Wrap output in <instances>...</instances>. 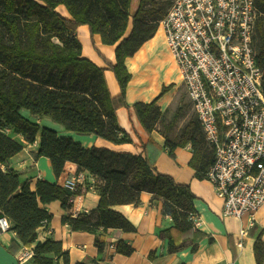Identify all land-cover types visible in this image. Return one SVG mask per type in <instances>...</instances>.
<instances>
[{"label":"trees","instance_id":"obj_1","mask_svg":"<svg viewBox=\"0 0 264 264\" xmlns=\"http://www.w3.org/2000/svg\"><path fill=\"white\" fill-rule=\"evenodd\" d=\"M157 2L138 0L137 7L131 11V0H0V216L8 219L10 230L15 231L19 240L11 243L10 253L34 245L31 257L34 264H70L68 251L61 242L50 238L36 240L38 229L46 228L51 218L40 203L59 200L63 209H69L72 198L81 194V189L38 179L31 190L27 181L20 180L19 173L7 166L22 146L5 129L13 130L31 144L39 133L34 158L47 157L56 177L63 172L67 161L76 164V172L86 171L94 177L99 195L96 208L74 217L64 216L62 222L72 231L93 233L99 251L105 245V236L99 230L135 231L110 206L138 205L142 191L152 194L151 202L161 200V213L172 219V226L162 231L169 252L181 247L179 236L197 232L191 218L195 214V196L189 185L156 172L155 154L148 155L147 151V145L152 142L141 144L143 154L99 146L86 148L71 137L59 136L55 130L41 127L20 114V109L25 108L31 115L49 117L77 134H94L115 144L132 143L116 118V109L127 105L124 94L130 73L124 61L156 33L159 21L172 4L166 9L163 5L158 7ZM254 2L257 17L253 42L264 93V0ZM58 5H63L70 17L60 14ZM78 25H87L90 36L98 34L102 43L115 44V63H108V68L120 88L117 96L112 97L108 91L104 68L81 55L76 35ZM170 87L163 86L152 101L135 102L132 108L147 133L157 123L163 126L160 132L170 156L176 147L189 143L192 148L189 165L194 169V177L203 179L213 160V148L206 142L197 117L190 119L179 134L170 135L177 117L165 124L156 104ZM195 247L192 245V250ZM115 249L124 255L133 251L121 241ZM253 252L256 263L264 264L261 235L253 244Z\"/></svg>","mask_w":264,"mask_h":264},{"label":"crops","instance_id":"obj_2","mask_svg":"<svg viewBox=\"0 0 264 264\" xmlns=\"http://www.w3.org/2000/svg\"><path fill=\"white\" fill-rule=\"evenodd\" d=\"M137 4L138 0H131L130 10H135ZM57 11L65 17H70L63 5H58ZM129 30L130 25L126 34ZM76 35L81 44V55L104 68L108 91L112 97L117 96L120 88L114 73L108 68V63H115V44L102 43L98 34L90 36L87 25H78ZM157 62L167 65L169 70H174L175 77L160 79L156 76L154 65ZM124 63L130 73L124 94L127 105L116 109V118L120 127L130 136L132 143L115 144L94 134H77L45 116L36 117L27 111L21 113L41 127L48 126L59 136H69L86 148L99 146L143 154L141 144L152 142V145H147V151L148 155L155 154L156 172L170 175L176 182L189 185L194 194V215L199 221L195 226L197 232L186 237L179 236L181 247L175 252H169L168 242L162 231L172 226V219L161 213V200L151 202L152 194L142 191L138 205L130 203L110 206L120 212L134 226L135 231L126 232L119 228L99 230L98 232L105 236L104 248L99 251L94 245L93 233L72 231L68 224L62 222L64 216L74 217L78 213L90 212L96 208L99 195L94 185V177L86 171L76 172V164L70 161L65 163L63 172L56 177L47 157L34 158V153L38 150L39 133L31 144L21 135L7 129L6 134L22 146V149L9 159L7 166L17 171L20 180L27 181L31 190L35 189L38 179L60 185L69 183L81 189V194L72 198V206L69 209H63L59 200L40 203V207L45 209L51 218L46 228L42 226L38 229L36 240L44 241L50 238L61 242L62 247L68 251L70 264H257L253 244L259 235L264 241V204L256 212L254 224L250 227L247 216L236 219L222 215V201L215 195L212 184L205 178L194 177V169L189 165L192 157L190 144L176 147L173 156H170L168 149L164 147L161 124L157 123L155 129L147 133L132 108L135 102L152 101L162 87L169 86L170 83L174 86L162 94L156 104L165 116L177 101V90L182 82L161 28L158 27L156 33L144 41L132 56L126 57ZM240 228L247 230L242 246L237 245ZM13 241L19 243L15 231L0 232V264H34L32 258L20 261L19 251L16 254L8 251ZM120 241L133 249L131 254L124 255L109 248L111 242L116 245ZM192 245L196 246L194 250Z\"/></svg>","mask_w":264,"mask_h":264},{"label":"built area","instance_id":"obj_3","mask_svg":"<svg viewBox=\"0 0 264 264\" xmlns=\"http://www.w3.org/2000/svg\"><path fill=\"white\" fill-rule=\"evenodd\" d=\"M256 17L254 0H173L158 25L213 148L204 178L222 201V215L247 216L249 227L264 204V93L253 42ZM191 218L197 226L198 218ZM7 230L10 222L0 216V232ZM246 234L240 228L238 246ZM32 255L31 246H22L18 259Z\"/></svg>","mask_w":264,"mask_h":264},{"label":"rangeland","instance_id":"obj_4","mask_svg":"<svg viewBox=\"0 0 264 264\" xmlns=\"http://www.w3.org/2000/svg\"><path fill=\"white\" fill-rule=\"evenodd\" d=\"M158 2V7L159 6H166V9L169 7V5L173 2V0H157ZM57 9V8H56ZM154 69L156 71V76H158L160 79H169V78H174L175 77V71L174 70H169L167 65L162 64L161 62H157L154 65ZM171 86L173 85L172 83H170ZM169 84V85H170ZM180 83L178 90H177V97H176V102L174 103V105L170 108V112L167 111L164 117V123H170L174 120V118L177 117L176 119V124L175 127L169 131L170 135L173 136L174 134H179L183 127L187 124V122L190 119L196 118L195 112L192 108V105L187 97V94L185 92V88L183 86V84ZM174 86V85H173ZM171 88V87H170ZM27 111L28 113L29 110L22 108L20 109V114L25 117L21 112ZM45 118H49L46 117ZM51 120V119H50ZM52 122H55L52 120ZM57 123V122H55ZM60 124V123H57ZM43 126V124H42ZM44 127H48V126H44ZM50 128V127H48ZM163 126H160V129H162ZM52 129V128H50Z\"/></svg>","mask_w":264,"mask_h":264}]
</instances>
